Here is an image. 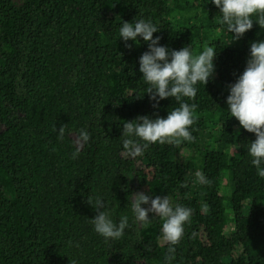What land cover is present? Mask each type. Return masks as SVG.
<instances>
[{
    "label": "trees",
    "instance_id": "1",
    "mask_svg": "<svg viewBox=\"0 0 264 264\" xmlns=\"http://www.w3.org/2000/svg\"><path fill=\"white\" fill-rule=\"evenodd\" d=\"M210 2L0 0V264H165L161 218L108 243L89 221L97 212L88 193L118 221L131 217L129 195L140 192L192 209L171 264H264V178L247 155L256 137L226 110L228 86L264 29L254 23L233 42ZM141 18L170 50L218 55L214 78L197 85L195 100L184 98L195 104L193 139L130 158L123 124L179 106L169 98L153 107L138 63L147 44L120 40L119 25ZM67 129L89 134L75 159Z\"/></svg>",
    "mask_w": 264,
    "mask_h": 264
},
{
    "label": "clouds",
    "instance_id": "2",
    "mask_svg": "<svg viewBox=\"0 0 264 264\" xmlns=\"http://www.w3.org/2000/svg\"><path fill=\"white\" fill-rule=\"evenodd\" d=\"M210 3L219 9L221 23L232 34L233 42L242 39L253 28L254 23L264 29V0H211ZM118 31L120 40L129 48L131 45L127 44L128 41L137 46L141 40L147 44L148 50L139 57L138 63L142 80L148 85L145 94L154 102L153 107L169 98L179 104L168 112L166 118L145 115L132 122L126 121L121 134L122 147L126 154L135 158L151 145L191 141V129L196 121L195 104L189 105L184 98L195 100L197 85L207 86L214 78L218 53L213 47H206L198 55H193L190 45L179 50H170L161 45L160 36L154 37V33L160 31L157 26L144 18L134 19L132 23L123 21ZM226 104V110L242 129L255 134V140L247 145V155L251 157L250 163L255 167L258 177L264 178V40L250 44L246 67L236 81L228 86ZM55 131L59 140L65 137L64 126L59 130L56 128ZM73 133L75 139L72 140L76 150L72 153V158L75 159L82 144L88 141L89 134L84 129L78 132L67 129L68 137ZM196 175L201 183H209L202 174ZM129 197L131 217L121 215L115 221L105 199L101 195L88 193L86 202L97 212L94 218L89 219L93 231L105 243L118 241L132 224L144 227L151 222L149 214H155L163 220L160 235L162 241L168 245L165 264H171L175 259L176 246L184 236L185 225L191 219L192 209L174 203L170 195L150 199L148 195L140 192L131 193ZM149 204L148 208L142 207Z\"/></svg>",
    "mask_w": 264,
    "mask_h": 264
},
{
    "label": "rangeland",
    "instance_id": "3",
    "mask_svg": "<svg viewBox=\"0 0 264 264\" xmlns=\"http://www.w3.org/2000/svg\"><path fill=\"white\" fill-rule=\"evenodd\" d=\"M186 155H189V153H187ZM137 162H138V160H137ZM131 179H132V183H133V185H136V181H135L134 176H132ZM193 181L196 183V182H197V178L194 177V178H193ZM223 189H224V187H223ZM227 189H229V188H227ZM147 195H148L150 198H155L156 196H161V197H163V196H167V195H165V194H151V193H147ZM170 197L172 198V201L174 202L175 199H174L172 196H170ZM147 206L150 207V204L147 205ZM148 207H147V208H148ZM154 217H156L155 214H152V213L149 214V219L151 220V222H152V220H153ZM151 222H150V223H151ZM150 223H148V224H150ZM148 224H146V225H148ZM146 225H145V226H146Z\"/></svg>",
    "mask_w": 264,
    "mask_h": 264
}]
</instances>
